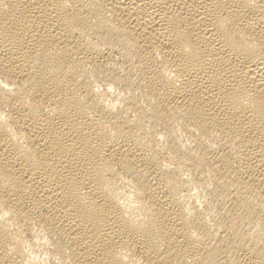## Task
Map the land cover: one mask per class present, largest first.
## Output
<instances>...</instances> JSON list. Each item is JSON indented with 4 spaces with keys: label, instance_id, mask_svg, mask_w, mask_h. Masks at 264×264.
<instances>
[{
    "label": "bare ground",
    "instance_id": "6f19581e",
    "mask_svg": "<svg viewBox=\"0 0 264 264\" xmlns=\"http://www.w3.org/2000/svg\"><path fill=\"white\" fill-rule=\"evenodd\" d=\"M0 264H264V0H0Z\"/></svg>",
    "mask_w": 264,
    "mask_h": 264
}]
</instances>
